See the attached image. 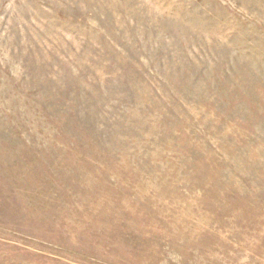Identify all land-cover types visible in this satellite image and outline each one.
I'll return each mask as SVG.
<instances>
[{
    "label": "rangeland",
    "instance_id": "obj_1",
    "mask_svg": "<svg viewBox=\"0 0 264 264\" xmlns=\"http://www.w3.org/2000/svg\"><path fill=\"white\" fill-rule=\"evenodd\" d=\"M0 264H264V0H0Z\"/></svg>",
    "mask_w": 264,
    "mask_h": 264
}]
</instances>
